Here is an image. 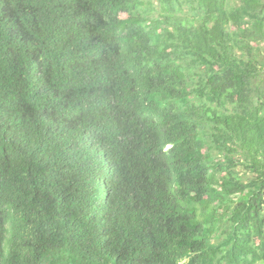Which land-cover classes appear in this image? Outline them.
<instances>
[{"label":"trees","instance_id":"obj_1","mask_svg":"<svg viewBox=\"0 0 264 264\" xmlns=\"http://www.w3.org/2000/svg\"><path fill=\"white\" fill-rule=\"evenodd\" d=\"M263 50L264 0H0V264H264Z\"/></svg>","mask_w":264,"mask_h":264},{"label":"rangeland","instance_id":"obj_2","mask_svg":"<svg viewBox=\"0 0 264 264\" xmlns=\"http://www.w3.org/2000/svg\"><path fill=\"white\" fill-rule=\"evenodd\" d=\"M263 52H264V50H263Z\"/></svg>","mask_w":264,"mask_h":264},{"label":"clouds","instance_id":"obj_3","mask_svg":"<svg viewBox=\"0 0 264 264\" xmlns=\"http://www.w3.org/2000/svg\"><path fill=\"white\" fill-rule=\"evenodd\" d=\"M168 149V148H167Z\"/></svg>","mask_w":264,"mask_h":264}]
</instances>
